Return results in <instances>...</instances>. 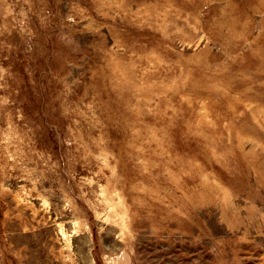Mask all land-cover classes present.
I'll return each instance as SVG.
<instances>
[{
  "label": "rangeland",
  "instance_id": "rangeland-1",
  "mask_svg": "<svg viewBox=\"0 0 264 264\" xmlns=\"http://www.w3.org/2000/svg\"><path fill=\"white\" fill-rule=\"evenodd\" d=\"M0 264H264V0H0Z\"/></svg>",
  "mask_w": 264,
  "mask_h": 264
}]
</instances>
